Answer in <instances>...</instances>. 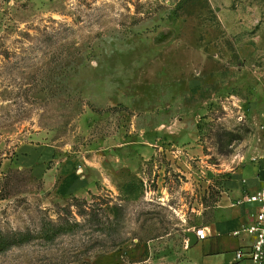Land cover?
<instances>
[{
  "label": "rangeland",
  "instance_id": "1",
  "mask_svg": "<svg viewBox=\"0 0 264 264\" xmlns=\"http://www.w3.org/2000/svg\"><path fill=\"white\" fill-rule=\"evenodd\" d=\"M0 135L45 149L3 157L0 264H181L264 155V0H0Z\"/></svg>",
  "mask_w": 264,
  "mask_h": 264
},
{
  "label": "crops",
  "instance_id": "2",
  "mask_svg": "<svg viewBox=\"0 0 264 264\" xmlns=\"http://www.w3.org/2000/svg\"><path fill=\"white\" fill-rule=\"evenodd\" d=\"M12 150L15 151L14 161L22 167L32 168L35 174L42 172L45 150L37 142H17L7 141L0 135V171H3L10 159H3ZM260 152V151H259ZM246 156L244 159L246 161ZM258 156V157H257ZM250 159H254L253 166L248 164L243 169L234 170L230 174L229 180L222 188L220 198L214 202V208L210 220L202 226L205 228L208 237L205 240L197 241L191 248L186 247L183 252L181 264H234L233 254L239 248L249 243L246 235L234 237L233 233L241 230L252 220L254 208L247 204H238L244 200L248 193H254L264 187V171H260L258 161L264 160L261 153L252 154ZM195 229H193L194 232ZM197 250L195 251L194 249Z\"/></svg>",
  "mask_w": 264,
  "mask_h": 264
},
{
  "label": "built area",
  "instance_id": "3",
  "mask_svg": "<svg viewBox=\"0 0 264 264\" xmlns=\"http://www.w3.org/2000/svg\"><path fill=\"white\" fill-rule=\"evenodd\" d=\"M238 204L251 205L254 212L251 222L233 233L234 237L246 235L249 238L247 245L234 252V264H264V187L246 194L244 200ZM194 233L199 241L208 237L205 228L196 229Z\"/></svg>",
  "mask_w": 264,
  "mask_h": 264
},
{
  "label": "trees",
  "instance_id": "4",
  "mask_svg": "<svg viewBox=\"0 0 264 264\" xmlns=\"http://www.w3.org/2000/svg\"><path fill=\"white\" fill-rule=\"evenodd\" d=\"M116 219V218H114ZM73 230V226H70L69 223L59 224V225H50L46 224L44 228L41 229L40 235L45 242H51L56 237L62 234H68ZM31 236L29 234H18V235H0V253H5L14 247L21 246L29 242Z\"/></svg>",
  "mask_w": 264,
  "mask_h": 264
},
{
  "label": "water",
  "instance_id": "5",
  "mask_svg": "<svg viewBox=\"0 0 264 264\" xmlns=\"http://www.w3.org/2000/svg\"><path fill=\"white\" fill-rule=\"evenodd\" d=\"M185 238L187 239V247L191 248L197 244V237L193 231H187L184 233Z\"/></svg>",
  "mask_w": 264,
  "mask_h": 264
}]
</instances>
